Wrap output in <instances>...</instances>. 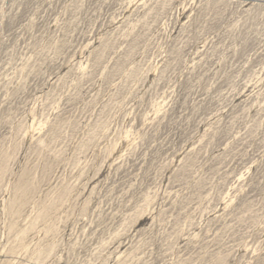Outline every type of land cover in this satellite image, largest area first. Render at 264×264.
<instances>
[{"label": "rangeland", "instance_id": "rangeland-1", "mask_svg": "<svg viewBox=\"0 0 264 264\" xmlns=\"http://www.w3.org/2000/svg\"><path fill=\"white\" fill-rule=\"evenodd\" d=\"M0 264H264V0H0Z\"/></svg>", "mask_w": 264, "mask_h": 264}]
</instances>
